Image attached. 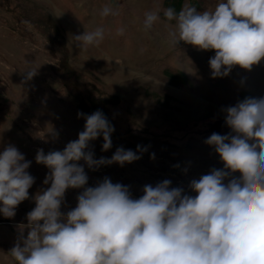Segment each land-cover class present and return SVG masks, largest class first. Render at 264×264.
Listing matches in <instances>:
<instances>
[{"label":"rangeland","instance_id":"rangeland-1","mask_svg":"<svg viewBox=\"0 0 264 264\" xmlns=\"http://www.w3.org/2000/svg\"><path fill=\"white\" fill-rule=\"evenodd\" d=\"M166 1L0 0V153L9 144L15 146L31 161L27 171L34 177L29 199L17 206L15 216L0 214V264H18L10 250L28 224L35 195L50 187L44 184L50 170L36 162L37 151H63L77 140L86 123L78 113L90 115L85 106L101 111L114 126L109 150L102 151V135L89 143L86 151L94 159H110L119 147L141 156L123 166L112 163L95 169L78 161L88 176L85 187H95L107 177L129 186L132 198L139 199L145 185L170 180V187L195 196L190 182L224 167L205 141L212 133L231 132L224 109L246 97H264V59L250 70L234 66L228 76L213 78L209 60L214 50L170 42L167 25L175 21L163 16ZM219 2L196 0V5L185 0L184 5L203 12L213 11ZM105 6L118 14L102 16ZM157 10L160 20L145 30V14ZM44 23L52 27L48 34L42 30ZM98 27L105 30L98 47L81 50L73 43V36ZM67 65L80 75L74 77L76 92L65 85ZM38 66V74L27 80L26 69ZM138 145L147 150L137 151ZM82 191L66 190L62 213L77 206ZM27 234L24 227L23 236Z\"/></svg>","mask_w":264,"mask_h":264},{"label":"clouds","instance_id":"clouds-1","mask_svg":"<svg viewBox=\"0 0 264 264\" xmlns=\"http://www.w3.org/2000/svg\"><path fill=\"white\" fill-rule=\"evenodd\" d=\"M117 14L110 6L101 12L105 17ZM163 16L175 21L167 25L175 47L183 41L214 50L209 60L213 78L228 76L234 66L250 70L264 59V0H220L213 11L203 12L185 4L178 13L164 9ZM159 20V10L146 13L145 30ZM104 38V28L98 27L72 40L86 50ZM38 68H27L25 78L37 75ZM224 111L231 132L212 133L205 141L224 167L192 180L195 196L164 180L145 185L139 199L132 198L129 186L107 177L85 187L88 176L78 161L95 169L123 166L141 156L119 147L110 159H94L86 151L89 143L102 135V151L109 150L114 126L99 110L78 113L86 123L77 140L63 151H37L36 162L50 170L44 180L50 187L35 195L36 206L27 214L28 224L21 227L11 256L18 264H264V97H246ZM146 150L137 146L141 153ZM30 164L13 145L0 153V214L6 218L29 199L34 184ZM70 188L83 191L77 206L65 214L60 209Z\"/></svg>","mask_w":264,"mask_h":264},{"label":"trees","instance_id":"trees-1","mask_svg":"<svg viewBox=\"0 0 264 264\" xmlns=\"http://www.w3.org/2000/svg\"><path fill=\"white\" fill-rule=\"evenodd\" d=\"M184 2H185V0H167L166 1V4H167V6L168 7H173L176 11H179L180 9H182V7H183V5H184ZM194 3L197 5V3H196V0H194ZM50 14H47L46 16H49ZM37 18V17H36ZM50 19H51V21H52V23H55L54 22V19L52 18V17H50ZM40 24V23H39ZM54 26V25H53ZM52 27H50V25H48L47 23H44L43 24V26H42V30L43 29H45V30H43L44 31V33L45 34H48V29H51ZM57 29L58 28H54V30H56V33H59L58 31H57ZM61 50L62 51H64V53L65 54H67V50L66 49H64V46L61 48ZM64 66H66V64H64ZM63 69H65L64 67H63V65H62V71H63ZM67 69H68V71L66 72L68 75H69V77L68 78H66L67 80V82H65V85H66V87L70 90V92H76V91H78L77 89V87L75 86V85H77V84H75V82H74V77L75 78H78V77H80V75H79V73H77V72H75V71H73V70H71L69 67H68V65H67ZM71 78V79H70ZM80 102H81V99H80ZM82 103L85 105V103L82 101ZM81 103V104H82ZM84 107V106H83ZM84 109L91 115L92 113H94L95 111L92 109V110H90V107L89 106H85L84 107Z\"/></svg>","mask_w":264,"mask_h":264}]
</instances>
